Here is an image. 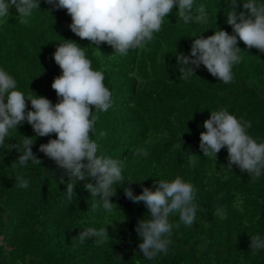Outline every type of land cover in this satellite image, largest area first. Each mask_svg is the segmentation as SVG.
<instances>
[{
  "label": "trees",
  "instance_id": "obj_1",
  "mask_svg": "<svg viewBox=\"0 0 264 264\" xmlns=\"http://www.w3.org/2000/svg\"><path fill=\"white\" fill-rule=\"evenodd\" d=\"M228 2L195 0L193 15L203 7L205 22L184 23L174 8L153 41L127 55L115 54L106 43L94 48L71 31L67 10L53 8L47 0H40V10L27 23L14 7L9 18L0 20V67L15 77L19 90L58 103L52 83L62 69L53 53L65 40L79 43L93 67L104 72L113 94L112 106L99 113L92 138L103 154L122 161L123 187L139 195L144 187L155 191L159 178L181 176L196 187L199 206L191 226L178 215L170 218L179 227L170 236L169 253L148 260L136 232L138 221L148 216L146 205L127 198L118 186L110 198L117 206L106 215L93 207L96 198L84 187L95 184L94 178L79 181L69 202L66 170L39 151L40 144L57 134L37 136L25 121L5 144H18L22 152L30 137L41 163L20 165L17 149L0 148V264H264V250L250 247L251 236L264 235V176L250 177L235 164L228 169L226 147L216 158L204 156L199 147L210 110L222 108L250 121L249 133L264 140V52L238 39L242 59L228 84L202 64L189 80L176 67V53H190L196 36L218 29L232 34L226 23ZM19 177L30 181L28 188L19 186ZM93 226L107 227L106 241L82 244L79 233Z\"/></svg>",
  "mask_w": 264,
  "mask_h": 264
},
{
  "label": "clouds",
  "instance_id": "obj_2",
  "mask_svg": "<svg viewBox=\"0 0 264 264\" xmlns=\"http://www.w3.org/2000/svg\"><path fill=\"white\" fill-rule=\"evenodd\" d=\"M56 9H66L71 16L69 28L81 39L87 38L90 45L106 43L115 54L127 55L130 50L143 48L153 41L160 32L164 19L174 8L184 23L205 22V9L193 15L195 0H47ZM242 5L243 10H240ZM230 11L226 23L233 32L218 29L213 35L196 36L190 53H176L180 77L189 80L201 64L207 71L228 84L235 79L234 67L241 62L238 39L248 47L264 52V0H229ZM15 8L22 23H27L37 10L40 0H0V20L10 16ZM59 43L53 53L62 74L54 78L52 88L60 101L53 104L41 95H25L18 89L17 80L0 67V148H15L19 151L20 165L29 162L41 163L32 150L34 144L26 137L23 150L18 144H5L11 132L27 121L37 134L46 136L56 133L39 146V151L66 170V199L73 201L79 181L94 178L96 183L87 182L84 187L96 198L95 208H102L106 215L112 214L114 206L111 197L117 194V187L126 181L122 161L103 154L99 143L92 138L95 133L99 113L106 112L113 103L111 89L105 84V74L93 67L85 48L71 39ZM94 47V46H93ZM98 49V47H94ZM30 101L31 108H28ZM94 106V110L93 107ZM251 122L238 118L226 108L210 110V117L203 123L206 131L200 133V149L204 156L216 158L222 149L228 152V169L235 164L250 177L264 176V140L258 141L248 131ZM147 155L146 152L142 153ZM131 182L132 180H127ZM19 186L28 188L29 180L18 178ZM155 191L144 187L137 195L131 187H123L127 198L148 209L136 224V232L141 238L139 249L143 257L154 260L159 255H167L174 228L179 227L170 219L178 215L179 221L191 226L197 219L198 205L196 187L181 176L172 180L160 179ZM99 197V198H98ZM109 236L107 227H88L78 235L83 244L89 239L104 243ZM250 247L254 251L264 250V235L250 237Z\"/></svg>",
  "mask_w": 264,
  "mask_h": 264
}]
</instances>
